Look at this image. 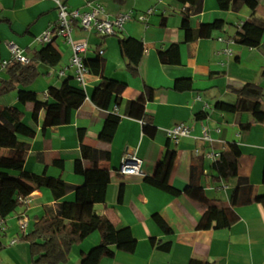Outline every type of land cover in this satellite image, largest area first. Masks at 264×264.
<instances>
[{"label": "crops", "instance_id": "obj_1", "mask_svg": "<svg viewBox=\"0 0 264 264\" xmlns=\"http://www.w3.org/2000/svg\"><path fill=\"white\" fill-rule=\"evenodd\" d=\"M70 8L85 10L89 3H100L106 13L115 16L131 12L134 15L120 35L100 37L95 32L75 28L76 41H85L89 49L85 54L90 73L86 87L87 100L73 113L71 123L43 129L42 112H35L31 104L22 105L18 90L0 96V108L16 106L25 113V123L37 132L32 139H23L29 150L24 171L80 186L83 178L74 172L75 162L82 158V145L109 151L111 159L103 161L101 167L111 172V183L107 199L94 207L95 213L105 216L117 229L130 228L133 239L112 247L113 258H103L100 264H189L194 257L212 264H264V207L253 202L236 207L240 219L230 228L197 230L196 225L204 216L207 206L191 197L193 190L190 176L191 166L202 160L204 175L198 183L201 193L214 203L231 206V197L238 186V178H247L254 187L255 196L264 195V123H255L248 112L227 113L215 108L218 101L234 103L236 95L229 87H242L254 83L264 91V39L257 48L231 46L232 55L221 51L228 47L219 38H235L244 22L250 19L252 11L244 6L239 12L223 11L217 0H204L203 12L192 17L191 26L198 29L202 24L224 20V27L195 44L185 42L181 28L183 6L176 0H63ZM256 17L264 20V0H257ZM154 8L148 25L139 22L136 16ZM58 19L57 8L51 0H0V82L8 80L6 69L1 64L10 60L9 45L16 44L25 49L32 59L33 52L42 45L36 39ZM136 38L143 41L146 50L138 67V76L133 77L126 68V60L120 50L122 38ZM180 44L181 63L162 64L158 51L171 44ZM58 56L55 67L40 63V77L28 89L37 93L39 100H53L48 94L50 87H60L65 78L59 72L65 69L72 57V49L62 39L51 45ZM104 51L102 56L98 52ZM67 74L72 76L73 71ZM102 74L105 77L128 84L121 96L117 110H103L95 106L91 96L99 85ZM191 78L193 90L178 92L173 89L177 79ZM147 92L145 113L156 128L154 136L145 134L141 120L126 116V105ZM19 89V88H18ZM264 110V99L262 101ZM121 116L119 122H112V111ZM199 114H205L203 119ZM179 123L192 127V136L173 144L167 130ZM251 124L243 130L242 125ZM115 129L111 143L99 140L104 127ZM204 128L209 130L211 141L201 140ZM80 130L85 131L81 142ZM238 144L242 150L239 160L238 178H220L213 169V162L204 156L207 152L221 154L230 144ZM176 152L170 184L181 191L178 197L151 186L146 176H154L158 165L167 151ZM196 150L201 154L197 155ZM137 153L143 161L145 176H122L118 173L121 160L127 153ZM6 150L0 149V155ZM64 163V167L57 164ZM27 183V182H26ZM31 186V184L27 183ZM123 195L120 198L121 188ZM19 198L26 200L21 207L5 219L2 233L3 248L0 250V264H34L30 245L21 241L19 219L28 220V233L38 219L45 215V208L63 201H73L71 192L62 200L55 201L50 190L19 184ZM160 214L174 233L166 236L153 220ZM156 242H171L170 252L158 250ZM16 241L15 244H12ZM101 243V235L95 232L75 246L67 264H82L83 255Z\"/></svg>", "mask_w": 264, "mask_h": 264}, {"label": "trees", "instance_id": "obj_2", "mask_svg": "<svg viewBox=\"0 0 264 264\" xmlns=\"http://www.w3.org/2000/svg\"><path fill=\"white\" fill-rule=\"evenodd\" d=\"M183 6L188 5L183 11L182 30L185 42L195 44L200 39L210 38L213 33L221 30L224 20H215L202 24L198 29H193L191 19L203 12L204 0H176ZM218 6L223 11L239 12L244 6L252 11L250 19L243 23L240 31L235 36L239 45L257 48L264 39V20L256 17L258 8L257 0H217ZM120 50L126 60V68L133 76H138V67L146 50L143 41L136 38H122ZM162 64L179 65L181 63L180 44H171L167 49L158 51ZM40 63L55 67L59 64L58 56L52 51L51 45L42 46L33 52V58L27 65L12 62L7 68L8 80L0 82V96L18 90L20 104H31L35 112H42L43 129L58 127L71 123L73 113L87 100L86 91L79 86L73 77L64 79L60 87H50L48 94L53 102L39 100L36 92L29 90L40 77L38 66ZM264 75V70H263ZM19 88V89H18ZM128 84L122 81L105 77L102 74L99 85L91 96L92 103L103 109L110 110L119 107L121 96L127 90ZM173 89L178 92L193 90L191 78L177 79ZM236 95L234 103L218 101L215 108L227 113L248 112L253 116L255 123H264L263 89L254 84L247 83L242 87H229ZM147 88L137 100L129 101L126 105V116L143 122L145 134L154 136L156 128L152 119L145 113ZM112 111V110H111ZM205 114H199L203 119ZM25 113L18 107L0 108V149L6 154L0 155V218L6 219L14 213L23 203L19 200V184L26 188H46L51 191L55 201L62 200L65 196L74 193L73 201H63L56 208L47 206L45 215L38 219L31 232L21 236L20 240L29 243L34 264H67L73 248L82 243L88 236L95 232L101 235V243L89 253L83 255L82 264H100L103 258H113V246L133 239L131 229H117L103 215L95 213L94 207L103 204L107 199L111 172L101 167L103 161L111 159L109 151L98 150L82 145V158L75 162L74 172L83 178V184L74 186L62 179L51 178L46 174L36 175L24 171V166L29 150V145L23 139H32L37 132L25 123ZM112 122H119L121 116L114 111L110 114ZM243 130L251 128V124L242 125ZM115 129L104 127L99 135L102 143L109 144L113 141ZM85 131L80 130L81 142L84 141ZM242 150L236 143L230 144L228 149L220 154V159L213 163L217 175L225 180L238 178L239 160ZM176 152L168 150L154 176H146L145 181L151 186L178 197L181 191L173 188L169 182L175 164ZM57 164L64 167L62 161ZM204 175L202 160L191 166L190 182L192 185L191 197L204 203L207 210L196 225L197 230L226 229L233 226L240 219L235 211L236 207L247 206L256 202L264 207V195L255 196L254 187L247 178H238V186L231 197V206H224L209 201L201 193L198 183ZM264 183V171H263ZM31 184L28 185L27 183ZM123 195L121 188L120 198ZM153 220L166 236H172L174 231L160 214H154ZM158 250L170 252L171 242H156L152 240ZM3 248L0 236V250ZM189 264H212L205 259L194 257Z\"/></svg>", "mask_w": 264, "mask_h": 264}, {"label": "built area", "instance_id": "obj_3", "mask_svg": "<svg viewBox=\"0 0 264 264\" xmlns=\"http://www.w3.org/2000/svg\"><path fill=\"white\" fill-rule=\"evenodd\" d=\"M54 2L58 19L57 22L46 29L36 41L42 46L52 45L58 39H62L72 49V57L69 65L59 72L60 77L67 78L73 77L81 88L86 91L89 77V67L86 64L85 54L87 53L89 46L85 41H76L73 33L75 28H80L84 31L95 32L100 37H109L120 35L127 23L134 19V15L131 12L121 13L115 16H110L106 13L104 6L100 3H89L88 8L82 10L81 8H70L63 0H51ZM155 12L154 8L147 10L145 13H140L136 16V19L148 25V20ZM243 25V24H242ZM242 27V26H241ZM241 29V28H240ZM220 42L228 44V47L223 49L221 53L231 56V46L236 45L235 38H219ZM10 60L2 62V69H6L12 62L21 63L27 65L31 62V59L27 56L25 49L19 47L16 44L9 45ZM99 56L104 54L103 50L98 52ZM68 70H72V76L67 74ZM117 107H115V110ZM167 136L169 140L179 145L181 140L192 136L193 129L191 126L185 123H179L176 126L168 129ZM201 140L211 141L209 130L204 128ZM196 154L200 155L201 151L196 150ZM204 156L210 159L213 163L220 159V154L215 152H207ZM118 173L122 176H145L143 173V161L138 157L137 153H127L121 160ZM19 200L24 202L26 199L20 197ZM20 234L24 235L28 233V220L26 218L19 219ZM5 231V219L0 218V236ZM13 241L12 244H15Z\"/></svg>", "mask_w": 264, "mask_h": 264}]
</instances>
